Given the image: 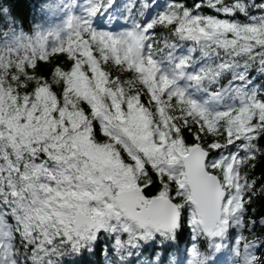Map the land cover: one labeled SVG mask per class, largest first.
<instances>
[{
    "label": "snow or ice",
    "instance_id": "1",
    "mask_svg": "<svg viewBox=\"0 0 264 264\" xmlns=\"http://www.w3.org/2000/svg\"><path fill=\"white\" fill-rule=\"evenodd\" d=\"M0 264H264V0H0Z\"/></svg>",
    "mask_w": 264,
    "mask_h": 264
}]
</instances>
